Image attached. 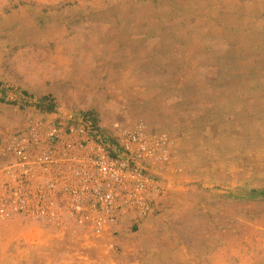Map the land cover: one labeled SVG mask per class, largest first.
I'll return each mask as SVG.
<instances>
[{"label":"rangeland","instance_id":"1","mask_svg":"<svg viewBox=\"0 0 264 264\" xmlns=\"http://www.w3.org/2000/svg\"><path fill=\"white\" fill-rule=\"evenodd\" d=\"M0 264H264V0H0Z\"/></svg>","mask_w":264,"mask_h":264},{"label":"built area","instance_id":"2","mask_svg":"<svg viewBox=\"0 0 264 264\" xmlns=\"http://www.w3.org/2000/svg\"><path fill=\"white\" fill-rule=\"evenodd\" d=\"M102 145L97 146L100 153L93 156L91 162L85 160L80 162H72V156L68 155L64 158L54 155L52 153H45L42 156H39L36 159V164L42 169H48V180L43 181L38 184V187L35 191L38 201L44 196V190H48L49 193H52V196L57 194H63L68 199L78 200V198L85 197V194L88 190V182L86 169L89 165L97 172L98 176L96 177V188L101 190L103 189L104 183H108L109 179L119 178V167L117 162L109 160L105 157V154L102 153ZM60 159L64 160V169H61L60 166L62 163ZM42 173H46L41 171ZM101 201H108L111 198V192L106 193L104 196L98 195ZM104 197V198H103Z\"/></svg>","mask_w":264,"mask_h":264},{"label":"trees","instance_id":"3","mask_svg":"<svg viewBox=\"0 0 264 264\" xmlns=\"http://www.w3.org/2000/svg\"><path fill=\"white\" fill-rule=\"evenodd\" d=\"M53 107H54L53 104H49V105H48V110H49L50 112L53 111Z\"/></svg>","mask_w":264,"mask_h":264}]
</instances>
